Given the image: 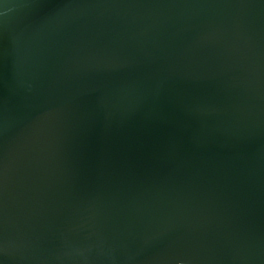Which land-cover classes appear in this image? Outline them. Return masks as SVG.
Masks as SVG:
<instances>
[{
    "label": "water",
    "instance_id": "obj_1",
    "mask_svg": "<svg viewBox=\"0 0 264 264\" xmlns=\"http://www.w3.org/2000/svg\"><path fill=\"white\" fill-rule=\"evenodd\" d=\"M0 264H264V0H0Z\"/></svg>",
    "mask_w": 264,
    "mask_h": 264
}]
</instances>
